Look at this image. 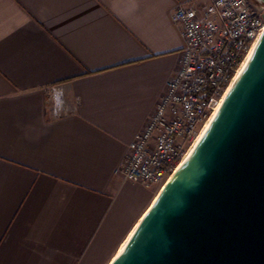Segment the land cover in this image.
<instances>
[{"label":"crops","instance_id":"0c3cea01","mask_svg":"<svg viewBox=\"0 0 264 264\" xmlns=\"http://www.w3.org/2000/svg\"><path fill=\"white\" fill-rule=\"evenodd\" d=\"M188 1L0 0V264H110L156 196L121 169Z\"/></svg>","mask_w":264,"mask_h":264},{"label":"water","instance_id":"95a60500","mask_svg":"<svg viewBox=\"0 0 264 264\" xmlns=\"http://www.w3.org/2000/svg\"><path fill=\"white\" fill-rule=\"evenodd\" d=\"M207 126L111 264H264V29Z\"/></svg>","mask_w":264,"mask_h":264},{"label":"built area","instance_id":"2783aa9c","mask_svg":"<svg viewBox=\"0 0 264 264\" xmlns=\"http://www.w3.org/2000/svg\"><path fill=\"white\" fill-rule=\"evenodd\" d=\"M171 20L184 40L179 67L146 126L129 143L121 169L126 181L157 190L223 100L264 29V6L249 0H190L176 7ZM53 93L60 102V90Z\"/></svg>","mask_w":264,"mask_h":264},{"label":"bare ground","instance_id":"6f19581e","mask_svg":"<svg viewBox=\"0 0 264 264\" xmlns=\"http://www.w3.org/2000/svg\"><path fill=\"white\" fill-rule=\"evenodd\" d=\"M249 54H250V53H249ZM249 54H248V56H249ZM247 59H248V57H246V59L243 61V63L240 65L239 69H238L237 72L235 73V75H234V77H233V79H232L230 85H228V88H227V90L225 91V93H224V95H223V99H224L226 93L228 92L230 86L232 85L233 81H234L235 78L238 76L240 70H241L242 67L244 66V64H245V62H246ZM222 101H223V100H222ZM222 101H221V102H222ZM220 104H221V103H220ZM218 107H219V106H218ZM217 109H218V108H216V110L213 112L212 116L210 117V119L208 120V122L205 124V126H203V128H202L200 134L198 135V138L195 139L193 145L190 147L189 151L185 154L184 159L180 162V164H179L177 167H179V166L183 163V161L187 158V156L189 155V153L192 151L193 147L195 146V144H196L197 141L199 140V138H200V136L202 135V133L204 132L205 128L208 127L207 125H208L209 121L212 119V117H213V115L215 114V112L217 111ZM177 167H176L174 173H175L176 170L178 169ZM174 173L170 176V178L168 179V181L172 178V176L174 175ZM168 181H167V182H168ZM167 182L164 184V186L167 184ZM164 186H162V188L158 190L157 195H158L159 192L163 189ZM157 195L155 196L154 200L156 199ZM154 200H153V201H154ZM153 201H152V202H153ZM144 213H145V212H144ZM143 215H144V214H143ZM143 215H142V216H143ZM141 218H142V217H141ZM141 218H140V219H141ZM139 221H140V220H139ZM139 221H138V222H139ZM136 225H137V224H136ZM136 225H135V227H136ZM135 227H134V228H135ZM134 228H133V229H134ZM133 229H132L131 232L128 234V236L126 237V239L122 242V244L120 245L119 250L117 251V253L122 249L123 245H124L125 242L127 241L128 237H129L130 234L132 233ZM117 253L115 254V256H114V257L112 258V260L110 261V264H111L112 261L115 259Z\"/></svg>","mask_w":264,"mask_h":264},{"label":"rangeland","instance_id":"374dc122","mask_svg":"<svg viewBox=\"0 0 264 264\" xmlns=\"http://www.w3.org/2000/svg\"><path fill=\"white\" fill-rule=\"evenodd\" d=\"M250 2L254 3V4H253L254 6H258L259 4L262 5V6H264V3H262V2H260L259 4H258V2H253V0H250ZM157 193H158V190L155 189V191H154V195H157Z\"/></svg>","mask_w":264,"mask_h":264},{"label":"flooded vegetation","instance_id":"af4514ba","mask_svg":"<svg viewBox=\"0 0 264 264\" xmlns=\"http://www.w3.org/2000/svg\"><path fill=\"white\" fill-rule=\"evenodd\" d=\"M249 2H250V0H249ZM253 2H258V4H259L260 2L264 3L263 0H253ZM251 3H252V2H251ZM252 4H254V3H252Z\"/></svg>","mask_w":264,"mask_h":264}]
</instances>
